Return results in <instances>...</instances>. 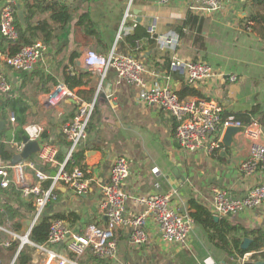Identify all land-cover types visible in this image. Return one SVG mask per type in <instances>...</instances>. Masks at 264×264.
<instances>
[{
	"label": "crops",
	"instance_id": "0c3cea01",
	"mask_svg": "<svg viewBox=\"0 0 264 264\" xmlns=\"http://www.w3.org/2000/svg\"><path fill=\"white\" fill-rule=\"evenodd\" d=\"M29 1L33 3L34 0ZM67 2L71 7L70 19L54 32L49 42L44 43L46 50L36 67L30 71H16L2 64L0 59V70L12 85L7 93H20L29 106L22 115L23 123L16 120L15 127L10 122L13 112L6 115L9 128L0 136V141L14 154L19 152L17 146L22 143L21 138L17 139L18 130H23V125L28 123H41L44 130L40 142L56 143L65 153L63 147L66 145L59 143L60 125L72 118L79 102L93 103L87 139L78 148L85 154L83 163L88 187L78 193L68 185H59L57 199L45 208L44 214L75 212L78 220L72 225L65 222L79 232L90 223L105 226L106 217L100 208L101 185L107 182L110 168L118 156L129 161L130 174L124 183L129 195L171 192V206L188 215L192 211L189 208L191 199L212 213V189L215 187L242 197L253 186L264 183V168L251 173L238 169L240 162L248 157L251 142L243 132L235 133L231 146L220 149L218 156L207 155L201 150H183L174 138L175 121L168 112L139 100L140 87L119 80L114 69L102 74L89 69L83 60L87 50L100 55L110 52L131 55L143 64L142 75L147 87L164 84L182 99L204 97L216 100L222 111L230 116L251 117L254 121L251 128H261L264 132V127L258 124L264 114V40L240 24L243 17L252 14V0H230L215 12L190 9L188 0H172L164 5L158 0ZM16 4L20 5L25 18L21 0L14 3L16 16ZM84 13L88 14L90 31L78 23ZM49 15L50 12L36 14L32 23L43 18L49 20ZM186 19L195 23L192 28L184 26ZM136 23L146 27L148 38H129ZM153 26L151 32L149 29ZM181 27L185 32L178 31ZM124 28H130L129 32ZM169 30L179 33L178 47L175 50L157 48L154 37ZM173 57L184 63L204 60L211 65L214 75L209 80L189 84L185 67L170 65ZM231 74L236 75L235 81L229 80ZM67 75L79 80L72 89L65 85ZM58 84L72 90L76 98H55L52 93ZM187 87L196 90L198 95L184 94ZM154 167L157 172H152ZM52 170L53 166H43L45 172ZM26 174L30 183L36 181L32 170L27 168ZM14 187L12 190L11 187H0L2 264H44L45 255L39 256L30 244H23L19 249L21 237L26 235L29 227L27 220L32 217V197L17 194L15 190H21ZM143 209L140 203L128 198L124 215L131 217ZM217 217L215 221L226 219L231 225L247 230L261 228L264 227V202L253 209ZM143 229L146 242L136 245L131 238L133 227H119L115 231L116 253L99 259L105 264H244L251 258L248 255H236V259L229 256L209 240L205 228L196 222H193L184 245L165 242L158 223L151 216L146 219ZM16 241L19 244L15 249L13 243ZM52 249L69 255L64 244ZM90 255L87 252L77 262L94 264L89 260Z\"/></svg>",
	"mask_w": 264,
	"mask_h": 264
},
{
	"label": "built area",
	"instance_id": "2783aa9c",
	"mask_svg": "<svg viewBox=\"0 0 264 264\" xmlns=\"http://www.w3.org/2000/svg\"><path fill=\"white\" fill-rule=\"evenodd\" d=\"M67 1V0H64ZM172 0H158L161 5ZM189 8L197 11L215 12L220 10L230 0H188ZM14 3L16 0H2L0 2V32L8 40L14 41L17 32L14 27ZM127 14L125 15V17ZM130 29V28H129ZM129 29L123 30L129 32ZM151 32L154 26L149 29ZM137 41V40H136ZM155 45L159 49L175 50L180 43V35L174 30L158 34L154 37ZM139 42V41H138ZM46 45L41 41H35L26 45L14 55L0 52L2 64L16 71H30L36 67L41 59ZM84 64L92 70L104 74L108 69L115 70L119 80L140 87L139 100L147 104H154L159 109L168 112L175 121L174 138L178 146L186 151L201 150L210 155L223 149L221 136L223 130L228 126H241L239 122L229 118L221 124V106L216 100L204 97L179 98L171 87L164 84H153L147 87L143 78L144 66L131 55H119L110 52L108 55H100L94 51L87 50L84 55ZM170 65L172 67H185L186 81L194 84L209 80L214 71L211 65L204 60L182 62L173 57ZM230 81L236 80V75L229 76ZM11 83L0 70V93L6 94L11 90ZM55 98H76L74 92L64 84H58L52 93ZM93 110V103L79 102V105L69 120L64 121L59 127L66 140V152L64 161L57 160L59 145L53 142H40L44 127L41 123H28L23 125L24 135L29 140L39 142V151L32 157L22 159L17 163L4 162L0 157V187L9 188L10 185L19 187L25 197H32L33 213L31 217L32 226L44 215L45 208L57 199L55 190L59 185H68L76 192H84L88 187L86 171L74 168L65 170L66 161L72 153L87 139V125ZM10 122L16 125V118L11 114ZM244 134L250 139L248 157L238 165L240 172L251 173L257 169L264 168V132L258 128L254 130L251 126L244 129ZM11 143H16L11 140ZM23 143L17 146L20 151ZM53 166L55 172L41 171L40 167ZM34 172L35 182L30 183L26 169ZM153 168L152 172H157ZM109 178L101 185L100 208L106 217V225L100 226L90 223L84 226L82 231H74L68 224L59 218L50 221L47 239L42 244H36L28 238L21 241L30 244L39 256L46 257L44 264H79L78 258L90 252L97 258L111 257L116 253L117 240L115 231L119 227L132 226L131 238L134 244L140 245L146 242L147 235L144 232L146 219L151 216L161 231L162 239L168 243L184 245L187 243L194 220L187 213L173 208L171 192L150 193L144 195H129L124 188V183L130 174L129 161L124 156L114 159L109 171ZM50 180L46 188L42 183ZM128 198L143 206V211L136 215L126 217L124 215V204ZM264 202V183L253 186L242 197L229 194L227 189L215 187L212 189L211 211L215 216H226L236 214L248 209H253ZM20 241V242H21ZM64 244L65 255L52 249L53 246ZM252 252L243 256H250ZM0 258V264H2Z\"/></svg>",
	"mask_w": 264,
	"mask_h": 264
},
{
	"label": "trees",
	"instance_id": "16d2710c",
	"mask_svg": "<svg viewBox=\"0 0 264 264\" xmlns=\"http://www.w3.org/2000/svg\"><path fill=\"white\" fill-rule=\"evenodd\" d=\"M2 0H0L1 2ZM252 14L243 17L241 19L242 28H250L255 32L261 39L264 40V0H252ZM21 3L25 9V25H21L16 14H14V27L17 32V38L12 41L5 38L0 32V50L6 54L14 55L20 51V49L26 45H30L35 41H41L47 43L52 39L54 32L64 27L70 19L71 7L67 1L63 0H34L33 3H30L29 0H21ZM14 6V11H15ZM50 12L49 20L43 18L38 20L35 24L32 23V18L36 14ZM88 14L84 13L80 16L78 23L84 27L86 31H90ZM191 20L187 19L184 21V26L191 27L193 26ZM191 25V26H190ZM199 29V26L197 27ZM179 32H185L183 27H181ZM141 37H149V32L145 26L136 23L133 31L129 34L130 39H139ZM152 41V40H150ZM171 63V61H170ZM48 79H51L50 77ZM55 83V80L51 79ZM79 83V80L67 75L65 77V85L72 89L74 86ZM184 94H197L196 90L186 88L184 89ZM182 99V96H179ZM26 99L23 96L18 94H13L12 92L1 94L0 93V121H3V128L0 131V136H3L6 130L9 128V122L6 120V115L9 112H13L17 121L20 124L23 123L22 115H24L26 109L28 108ZM74 115V114H73ZM73 117V116H72ZM221 124L232 118L234 121L239 122L242 126L247 127L251 126L254 121L251 117L245 118L244 116H230L226 112L221 111ZM259 125L264 127V114L260 117ZM24 134L22 129L18 130L17 139H20ZM59 143L67 144L63 135L59 134ZM14 151L7 147L3 142L0 141V157L3 161H9L12 159ZM212 154L219 155V152L216 151ZM65 153L59 149L57 154V160L62 162L64 161ZM85 158L84 151L82 149H77L72 153L70 158L65 163V170L71 171L74 168H79L85 170V165L83 159ZM50 185V180H46L42 183L44 188ZM11 190L15 188L13 185H10ZM17 194H20L21 191H16ZM56 193L59 192L58 189L55 190ZM30 208L33 210L32 201L30 202ZM189 208L192 210L189 215L192 217L194 222L202 225L208 233L209 240L215 245L224 249L229 256L236 259V255L243 256L245 253L252 252L253 255L250 258V261L245 262L244 264H253L254 261L258 259L264 260V227L247 230L239 226L231 225L226 219H220L215 221L212 213L202 204L191 199L189 200ZM8 213V210H6ZM54 218H59L64 221L69 222L70 225L75 223L78 220V215L75 212H69L68 214L64 213H52L44 214L40 220H38L31 228L29 232V240L36 243L42 244L46 241L49 231L50 221ZM237 232L240 234L237 235ZM245 237L251 238V242L247 248L241 249L240 245ZM19 241L13 243V248H17ZM89 260L93 261L94 264L98 262L105 264L101 259L90 255ZM234 264V263H233Z\"/></svg>",
	"mask_w": 264,
	"mask_h": 264
},
{
	"label": "water",
	"instance_id": "95a60500",
	"mask_svg": "<svg viewBox=\"0 0 264 264\" xmlns=\"http://www.w3.org/2000/svg\"><path fill=\"white\" fill-rule=\"evenodd\" d=\"M16 7H17L16 13H17V17L19 19V22L24 26L25 25L24 12L20 8L19 4H16ZM134 13H137V10H134ZM2 128H3V121H0V131L2 130ZM244 129H245V127L242 126V125L241 126H228V127H226L224 129V131H223L222 136H221V142L223 144V147L224 148L230 147L231 143L233 142V135L235 133L239 132V131L244 133ZM21 139H22L23 146H22L21 150L18 153L13 154L12 159H11V163L12 164L17 163V162H19L22 159H27L32 154H34L37 151H39L40 147H39V142L38 141L29 140L26 135H22ZM63 151L66 152V147L65 146L63 147ZM220 152L224 153V150H221ZM40 170L43 171V167H40ZM50 174H51V176H54L55 172L52 171ZM214 219L217 220L218 217L214 216ZM27 224L29 225V227L31 226V219L27 220ZM28 235H29V232L26 233V235H25V237L23 239L28 238ZM250 242H251V238L245 237L243 239L241 245H240V248L241 249L247 248L248 245L250 244ZM23 244H24V242L21 241L19 249L23 246ZM252 255H253V253L250 256H252ZM253 264H264V260L258 259L256 261H254Z\"/></svg>",
	"mask_w": 264,
	"mask_h": 264
},
{
	"label": "rangeland",
	"instance_id": "374dc122",
	"mask_svg": "<svg viewBox=\"0 0 264 264\" xmlns=\"http://www.w3.org/2000/svg\"><path fill=\"white\" fill-rule=\"evenodd\" d=\"M131 1V0H130ZM25 245H28L27 243ZM3 262V261H2Z\"/></svg>",
	"mask_w": 264,
	"mask_h": 264
}]
</instances>
